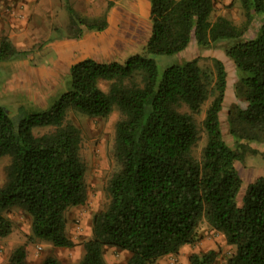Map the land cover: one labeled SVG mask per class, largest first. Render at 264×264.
<instances>
[{"label":"trees","instance_id":"obj_1","mask_svg":"<svg viewBox=\"0 0 264 264\" xmlns=\"http://www.w3.org/2000/svg\"><path fill=\"white\" fill-rule=\"evenodd\" d=\"M62 1L68 23L58 38L81 39L84 31L107 28L114 2L108 1L105 11L93 17ZM149 2L151 34L142 53L123 63L85 58L72 64L67 88L47 109L21 107L14 119L0 105V158H10L0 187V238L12 233L7 214L19 209L31 217V239L55 248L75 246L67 235L65 214L85 205L88 191L81 131L67 122V114L106 118L117 109L118 169L106 184V207L93 215L92 237L83 244L80 264H105L106 248L128 252L125 264H153L194 244L203 221L234 247L227 264H264V176L249 184L239 200L243 182L236 167L244 161L247 142L264 143V23L254 38L243 39L256 16H264V0H233L244 13L241 26L224 14L211 21L215 0ZM231 40L238 41L225 54L236 69V97L245 103L234 104L227 116L235 148L226 144L221 129L224 63L211 58L213 69L205 71L200 58L162 69L158 62L192 43L209 50ZM30 52L0 36V63ZM102 82L109 83L107 91ZM206 104L201 123L206 142L197 159L196 117ZM45 127L51 130L34 135L33 129ZM217 257L212 250L193 254L189 264H214ZM7 264H29L25 248H16ZM41 264L60 262L50 256Z\"/></svg>","mask_w":264,"mask_h":264},{"label":"rangeland","instance_id":"obj_2","mask_svg":"<svg viewBox=\"0 0 264 264\" xmlns=\"http://www.w3.org/2000/svg\"><path fill=\"white\" fill-rule=\"evenodd\" d=\"M69 1L80 14L93 17L100 16L105 11L108 1L114 2V6L109 10L113 17L111 22L113 31L117 32L120 29L123 34H128L129 50H133L134 55L143 52L151 34L149 0ZM29 2V6L34 10L41 11L42 7L51 12L54 19L52 28L38 11V13L36 11L32 13L25 20L12 19L13 12L8 9L14 2L0 0V36H8L19 50L31 51L26 57L0 63V105L5 107L14 119L20 115L21 107L29 109L31 105H34L39 109L49 108L51 103L67 88L69 80L67 76H69L70 67L64 66L65 63L59 69L56 67L58 57L55 41L59 35L66 33L68 23V13L64 2L62 0H29ZM215 4V12L210 16L211 21H214L219 14H224L239 26L245 22L244 13L239 3L233 2V0H215ZM126 16L129 20L127 25H124V21L120 25L118 19L121 17L126 20ZM263 23L264 16H256L250 26L249 33L243 39L254 38ZM54 28L60 29L62 32H54ZM47 40H51V42L45 44ZM237 41H223L217 47L209 50L200 49L195 43H192L182 53L158 59L161 69L163 66L180 64L197 58H200L198 64L205 71L213 69L211 58L219 59L224 63L227 71V90L220 121L223 139L230 148H235L236 141L230 133L227 120L228 112L234 104L245 106V103L236 97L235 85L238 81L236 69L233 61L225 54V48L232 46ZM130 55L133 54H130L129 51L125 56L123 55V58H118L116 62L123 63ZM102 62L108 63L109 61ZM108 86L107 82L100 83V87L104 91H107ZM206 107L207 104L203 107L202 113L196 117L200 128V139L194 149V156L197 159L201 158L206 142L201 125ZM119 119L120 113L117 109H114L106 118H90L75 112L67 114V122L74 124L81 131L80 157L86 167L85 181L88 191L86 204L73 207L65 214L67 235L75 246L55 248L49 242L31 239V217L22 210L13 209L7 214L13 222V231L7 237L0 238V264H7L12 252L19 246L25 248L29 264H41L44 259L50 256L55 257L60 264H80L84 255L83 244L92 237L93 215L106 207L108 202L105 191L106 184L118 169L114 158V143L115 125ZM50 130L49 127L35 128L33 133L38 136ZM247 145L248 151L244 161L236 164L243 182L239 200L245 194L249 184L264 176V143L253 141L247 142ZM9 161V157L0 158V187L5 182V168ZM211 250L218 253L214 264H227L228 259L235 252L234 247L227 245L221 234L211 230L203 221L198 228L197 240L194 244L184 246L177 254L162 257L153 264H189V258L193 254H203ZM103 256L105 264H125L130 254L116 248H106Z\"/></svg>","mask_w":264,"mask_h":264},{"label":"crops","instance_id":"obj_3","mask_svg":"<svg viewBox=\"0 0 264 264\" xmlns=\"http://www.w3.org/2000/svg\"><path fill=\"white\" fill-rule=\"evenodd\" d=\"M14 4H11L8 10L13 12L12 19L21 20L28 19V17L38 10H34L29 6V0H11ZM150 5V2H149ZM24 6V7H23ZM150 7V6H149ZM39 9V7H38ZM40 14L45 18L46 22H49L51 28L54 24L53 15L47 8H40ZM37 12V13H38ZM50 13V15H49ZM221 15V14H219ZM53 19V20H52ZM113 17L110 13L107 16L108 26L104 31H84L82 38L71 39V38H58L55 41L56 54L58 62L56 67L59 69L65 63L64 66L70 67L72 64L83 60L85 58H94L98 61H109L113 62L118 58H123L127 53L133 54V50H129V36L127 33L123 34L120 29L117 32L113 31L111 27V22ZM124 21V25H127L128 17L123 20L121 17L118 19L121 25ZM79 48V49H78ZM124 55V56H123ZM131 56V55H130ZM104 57V59H102ZM63 60V62H61ZM101 61V62H102ZM54 74V72H52ZM56 75V74H54Z\"/></svg>","mask_w":264,"mask_h":264}]
</instances>
